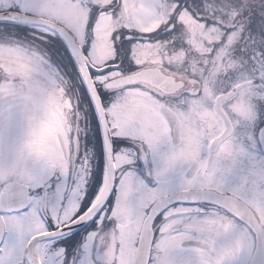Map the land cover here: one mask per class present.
Segmentation results:
<instances>
[{"label":"snow or ice","instance_id":"snow-or-ice-1","mask_svg":"<svg viewBox=\"0 0 264 264\" xmlns=\"http://www.w3.org/2000/svg\"><path fill=\"white\" fill-rule=\"evenodd\" d=\"M0 264H264V0H0Z\"/></svg>","mask_w":264,"mask_h":264}]
</instances>
